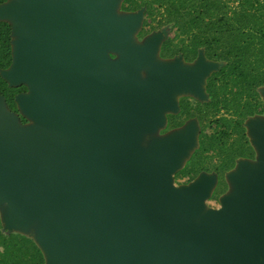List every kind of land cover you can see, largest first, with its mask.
Wrapping results in <instances>:
<instances>
[{
	"label": "water",
	"instance_id": "water-1",
	"mask_svg": "<svg viewBox=\"0 0 264 264\" xmlns=\"http://www.w3.org/2000/svg\"><path fill=\"white\" fill-rule=\"evenodd\" d=\"M122 1L0 3L12 37L0 75L26 86L18 112L0 95L2 229L32 237L45 264H264V122L245 123L257 160L238 159L232 192L203 212L215 173L173 185L198 146L197 120L149 149L141 141L177 112L175 92L206 100L205 79L223 62L202 49L189 67L181 54L162 58L161 32L131 46L145 7L119 16Z\"/></svg>",
	"mask_w": 264,
	"mask_h": 264
},
{
	"label": "trees",
	"instance_id": "trees-1",
	"mask_svg": "<svg viewBox=\"0 0 264 264\" xmlns=\"http://www.w3.org/2000/svg\"><path fill=\"white\" fill-rule=\"evenodd\" d=\"M120 7L127 12L145 7V19L158 13L162 24L176 27L178 39L165 37L160 57L181 54L192 61L202 49L207 59L223 62L205 79L208 100L194 107L188 102L169 119V126L180 127L190 118L199 125L198 146L175 176L191 181L201 172L216 170L222 185V176L234 168L236 159L251 156L243 123L260 112L257 88L264 85V0H123ZM11 40L10 23L0 20V70L11 64ZM25 90V85L9 86L0 75V95L10 110L18 112L15 95ZM221 109L229 116L221 115ZM2 226L0 218V264H45L32 237L7 232Z\"/></svg>",
	"mask_w": 264,
	"mask_h": 264
},
{
	"label": "rangeland",
	"instance_id": "rangeland-1",
	"mask_svg": "<svg viewBox=\"0 0 264 264\" xmlns=\"http://www.w3.org/2000/svg\"><path fill=\"white\" fill-rule=\"evenodd\" d=\"M121 3L122 2H120V4L117 5V8H116V13L119 16H122L123 14H125L124 12H127V11L121 10V7H120ZM159 16L160 15L158 13H156L153 16H148L146 19L144 16L141 25L133 33V36L131 39V46L143 45L147 41L148 38L152 37V35H154L155 33H158V32H161L162 35H164L165 37L172 36V37H175V39H178L177 38L178 36L176 37V32H177L176 27H172L170 24H167V25L162 24L160 22L161 20L159 19ZM144 20L147 21L146 24L143 23ZM141 30L142 31L144 30V31L142 33H140ZM120 54H121V51H118V52L112 51L109 53V57L111 59H117V58H119ZM161 61L162 60H160L159 58L156 57L155 60L151 64H148L147 66H148V68H150L153 65L158 64ZM168 61H170V60H168ZM194 64H195V61L194 62H186V61H183L181 59V65H183L185 67L193 66ZM144 78H145V72L142 71L140 80H143ZM261 90L260 91H261V94L263 96L264 95L263 94L264 87L261 88ZM184 95H192V94L189 92H183V91L180 92L179 91V92L174 93V98L178 101V98L180 96H184ZM263 98H264V96H263ZM167 113L168 112H166V111L164 112L165 116ZM257 117H259V119L264 122V115L253 117V119H256ZM24 119H25V122L30 123V120H28L26 118H24ZM163 129H164V127L161 126L154 132L145 133L143 136V139L141 141V145L144 148L149 149L151 143L154 140L163 139L164 137H167V135H169L171 133V131H173V130L165 131ZM248 136H249V139H250L252 146L254 147L255 146L254 138H253V136H251V134L249 132V128H248ZM254 149H255V147H254ZM255 152H256L255 158L254 159H248V160H250V161L257 160V157H258L257 149H255ZM199 177L200 176H197V178H199ZM191 181L187 180L186 176H180V175L175 176V174H173V185L176 187H180L182 185H188L189 182H191ZM231 192H232V187H231V184L229 181V174L228 175L225 174L224 182L222 183V185L219 186L216 182V185L211 190L210 195L207 198H205L204 206H203V212L210 210V209H219L222 205L221 197L228 195ZM2 213L5 215V210H3V209H2V211L0 210L1 215H2ZM35 232H36V230H35Z\"/></svg>",
	"mask_w": 264,
	"mask_h": 264
},
{
	"label": "flooded vegetation",
	"instance_id": "flooded-vegetation-1",
	"mask_svg": "<svg viewBox=\"0 0 264 264\" xmlns=\"http://www.w3.org/2000/svg\"><path fill=\"white\" fill-rule=\"evenodd\" d=\"M175 57V56H174ZM174 57H171V58H174ZM196 57V56H195ZM171 58H167V59H171ZM184 60V59H183ZM195 60V59H194ZM194 60H192V61H190V60H184V61H186V62H193ZM264 87V85L263 86H259L258 88H257V92H258V98H259V103H260V106L258 107V110H260V112H258V113H255V114H253L252 116H248L246 119H245V121H244V123H243V126H244V128H245V130H244V134H245V142H246V145H248V147H249V151H250V155L251 156H241V157H238L237 159H236V161L238 160V159H254L255 158V155H256V152H255V149H254V147L252 146V144H251V142H250V139H249V136H248V128H247V126H246V121L248 120V119H250V118H253V117H256V116H262V115H264V98H263V96H262V94H261V91H260V89L261 88H263ZM26 91V90H25ZM204 92L207 94V90H206V88L204 87ZM207 96H208V94H207ZM206 100H208V98L206 99ZM206 100H202V99H200V98H198V97H195V96H193V95H184V96H180L179 98H178V110H177V112H169V113H167L166 114V124H165V126H164V129L163 130H165V131H169V130H172V129H175V128H178V127H176V126H169V119L172 117V116H175V115H177V114H179L180 113V111L182 110V105H186L188 102L190 103V105L191 106H196L198 103H203V102H206ZM221 113H223V114H221V115H224V116H229L228 115V113H226V112H224V109H221ZM19 117H20V119L23 121V122H25V119L21 116V115H19ZM190 119H192V118H190ZM196 119V118H195ZM189 119H185L182 123H186L187 121H188ZM197 120V119H196ZM198 122V121H197ZM231 139H235V135H232V137H231ZM206 173H215L216 174V176H217V184H218V182H219V180L221 179V177H220V173H218L216 170H209V171H205ZM224 177H225V173H224V175L222 176V178H223V180H224Z\"/></svg>",
	"mask_w": 264,
	"mask_h": 264
}]
</instances>
